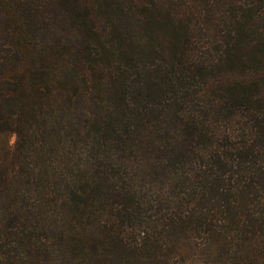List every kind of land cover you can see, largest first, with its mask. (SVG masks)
I'll list each match as a JSON object with an SVG mask.
<instances>
[{
	"label": "trees",
	"instance_id": "obj_1",
	"mask_svg": "<svg viewBox=\"0 0 264 264\" xmlns=\"http://www.w3.org/2000/svg\"><path fill=\"white\" fill-rule=\"evenodd\" d=\"M0 264H264V0H0Z\"/></svg>",
	"mask_w": 264,
	"mask_h": 264
},
{
	"label": "rangeland",
	"instance_id": "obj_2",
	"mask_svg": "<svg viewBox=\"0 0 264 264\" xmlns=\"http://www.w3.org/2000/svg\"><path fill=\"white\" fill-rule=\"evenodd\" d=\"M13 141H14V136H10L9 137V142L12 144Z\"/></svg>",
	"mask_w": 264,
	"mask_h": 264
}]
</instances>
